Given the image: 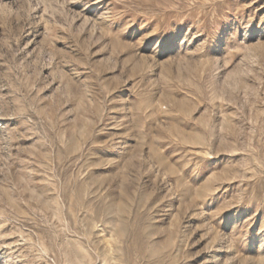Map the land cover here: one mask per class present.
Returning <instances> with one entry per match:
<instances>
[{"label":"rangeland","instance_id":"374dc122","mask_svg":"<svg viewBox=\"0 0 264 264\" xmlns=\"http://www.w3.org/2000/svg\"><path fill=\"white\" fill-rule=\"evenodd\" d=\"M0 264H264V0H0Z\"/></svg>","mask_w":264,"mask_h":264}]
</instances>
